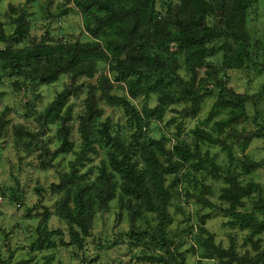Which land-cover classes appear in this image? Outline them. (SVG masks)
<instances>
[{
	"label": "trees",
	"instance_id": "trees-1",
	"mask_svg": "<svg viewBox=\"0 0 264 264\" xmlns=\"http://www.w3.org/2000/svg\"><path fill=\"white\" fill-rule=\"evenodd\" d=\"M68 2L86 17L85 31L90 40L55 41L48 34L31 37L27 13L14 6H10L12 16L8 23L14 28L13 34L6 33L7 24L0 20V43L4 45L0 49V73L14 79L12 87L23 92L28 106L32 108L34 100L40 101V96L35 95L39 85L51 86L62 77L69 79V84L37 117L38 132L24 126L13 127L18 150L23 142L30 151L35 145L43 169L58 168L54 162L59 157H72L67 171L59 174V183L51 189L59 195L54 215L68 229L69 241L61 242V246L84 250L97 217L107 213L111 202L117 201L116 216H126L130 227L125 243L131 245L133 239H145L147 250L152 245L163 252L144 254L139 259L141 264H186L185 256L178 250L183 242L176 241L180 235L170 230L174 222L170 209L176 205V213H182L177 202L183 198L198 205L196 240L211 248L212 255L228 259V263L264 264V249L260 250L264 236V185L250 178L264 170V161L246 154L255 139L264 138V125L250 131L237 128L240 122L258 123V99L229 88L226 80L218 78L216 65L209 61L222 51L225 69L243 70L259 65V72L264 73V38L249 31V13L259 0ZM81 78L85 82L79 84ZM114 83L120 85L123 96L112 93ZM81 90L86 93L85 108L78 116L80 142L76 143L72 140L71 106L67 101ZM212 90L217 95L206 121L216 111L225 112L226 118L214 122L213 130L199 125L193 128L189 133L191 142L182 139L184 121L198 117ZM142 97H156L157 106L139 112L132 100ZM101 102L123 108L129 117L128 133L114 129L109 118L100 121ZM171 106L177 114L171 122L178 121L174 134L150 136L149 120L161 121ZM251 107L256 112L252 116ZM8 122L5 112L0 117V136ZM51 125L58 126L61 142L55 150L48 149L41 138ZM203 145L216 147L218 152H204ZM237 151L241 156H237ZM98 158L99 163L94 165ZM217 214L226 219L224 225L230 230L246 233L243 244L257 252L254 257L249 253L239 256L233 239L227 249L214 244L215 237L206 230V223ZM49 216L46 208L38 239L31 245L34 252L50 249L54 246L50 238L62 235L58 230L41 232ZM140 222L151 231L142 230ZM193 228L188 225L181 233ZM118 244L116 240L109 247ZM50 260L44 256V264ZM0 264L26 262L13 263L0 256Z\"/></svg>",
	"mask_w": 264,
	"mask_h": 264
},
{
	"label": "rangeland",
	"instance_id": "rangeland-1",
	"mask_svg": "<svg viewBox=\"0 0 264 264\" xmlns=\"http://www.w3.org/2000/svg\"><path fill=\"white\" fill-rule=\"evenodd\" d=\"M10 6L21 10L24 9L30 21L31 37H41L48 34L52 40L63 42H86L90 40V36L85 31L86 17L74 7L68 0H1L0 1V20L5 23V31L8 35L13 34V26H8L10 16ZM250 34L264 38V0H259L249 13ZM262 48L260 44L259 48ZM4 45L0 43V49ZM223 53H218L209 58L218 69V78L226 80L228 87L235 92L243 95L255 96L257 101V110L259 113L258 123L252 121L240 122L238 129L246 128L247 130H256L258 126L264 125V95L262 88L264 86V73L259 72L260 66L255 65L243 70L225 69L222 61ZM103 68V65H101ZM107 73V71H106ZM184 78H187L185 72H181ZM109 74V73H107ZM0 73V117L6 112V118L9 120L8 126L0 136V256L3 259H10L13 263L26 262V264H44V256L51 257L48 264H141L139 259L144 254H153L157 252L162 254L159 249L151 245V249L143 245V241L133 239L132 244L125 243L128 238L126 233L129 232V222L124 216L118 219L116 216L118 211L117 201L110 204V210L104 215L97 217L93 229L92 237L87 241L84 250L76 247L61 246V242H68L69 235L67 225L54 215L56 203L59 199L58 194L51 192L52 186L59 183V174L67 171L68 162L71 156L59 157L54 162L58 168L43 169L38 159L39 151L33 146L28 150L27 143H22V148L18 150L14 135L13 127H22L38 132L37 117L50 103L56 94L69 84V79L62 77L57 83L46 86L39 85L35 95L40 96V101L34 100L33 107L28 106L27 100L21 91H16L12 87L14 79L4 78ZM79 84L85 82L79 79ZM114 91L112 93L123 96L124 91L118 83H114ZM216 90H212L209 97L206 98L202 106V110L196 119H186L183 123L182 139L191 142L192 137L190 131L196 126H201L207 130H213L214 122L226 118L225 112H215L210 121H206L212 110ZM263 95V96H261ZM35 96H33L34 99ZM86 93L80 91L78 96H72L67 101V105L71 106L70 121L72 140L76 143L80 142L77 132L79 125L78 116L84 112V100ZM132 104L136 106L139 112L144 109H153L157 106L156 97L150 99L139 98L132 100ZM100 107L103 110V116L100 121L107 118L115 126L114 129L122 134L128 133L129 117L123 111L122 107H112L106 102H101ZM181 109L182 106H176ZM172 106L167 109L160 121L157 118L150 119V125L147 130L148 134L154 138L161 136H172L176 131V121L172 123V118L177 116L172 110ZM251 116L256 114L254 108H250ZM179 120V119H177ZM99 122V121H98ZM258 125V126H257ZM116 132V131H114ZM48 149L55 150L60 145L58 135V126L51 125L47 128L45 134L41 137ZM209 151L211 155L218 152L216 147L203 145L202 151ZM246 154L253 157L257 161H264V138L255 139L249 146ZM237 156H241L237 151ZM100 158L94 159L93 164L97 165ZM254 181L264 185V170H259L250 176ZM183 208L182 213H176L174 205L170 209V213L174 217L171 226L172 233L178 232L180 237L176 239L178 242L182 240V245L178 249L186 258V264H236L228 263V259H219L216 255L211 254V248L205 247L198 243L196 235L199 233L198 224V205L192 201L183 198L177 202ZM249 205V204H248ZM46 208L50 211V216L46 221L45 232L60 231L61 236L55 235L50 238V243L54 246L44 251L34 252L31 245L38 239L39 224ZM202 212L201 214H205ZM151 220V216H149ZM224 219L220 214L213 215L207 220L206 230L214 235V244L221 245L227 249L230 247L231 239L234 240L238 255L249 253L254 257L257 252L249 245H244L243 240L245 232L230 230L225 226ZM142 230L151 231L147 224L139 223ZM188 225L194 226L193 231L182 234ZM153 229L156 228V222L152 224ZM154 231V230H153ZM156 231H154V234ZM116 240L120 242L117 246L110 248ZM149 241V240H148ZM147 241V242H148ZM138 247H134V245ZM264 249V236L260 244V250ZM153 250V251H152ZM152 251V252H151Z\"/></svg>",
	"mask_w": 264,
	"mask_h": 264
}]
</instances>
